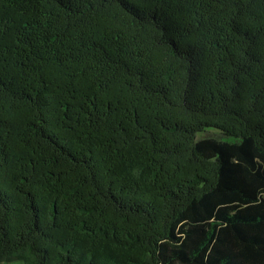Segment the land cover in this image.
<instances>
[{
  "label": "trees",
  "instance_id": "16d2710c",
  "mask_svg": "<svg viewBox=\"0 0 264 264\" xmlns=\"http://www.w3.org/2000/svg\"><path fill=\"white\" fill-rule=\"evenodd\" d=\"M264 264V0H0V261Z\"/></svg>",
  "mask_w": 264,
  "mask_h": 264
},
{
  "label": "rangeland",
  "instance_id": "374dc122",
  "mask_svg": "<svg viewBox=\"0 0 264 264\" xmlns=\"http://www.w3.org/2000/svg\"><path fill=\"white\" fill-rule=\"evenodd\" d=\"M0 264H24L21 260L0 261Z\"/></svg>",
  "mask_w": 264,
  "mask_h": 264
}]
</instances>
